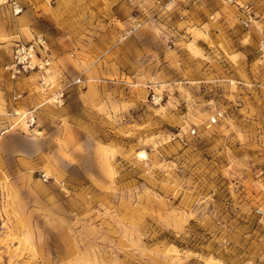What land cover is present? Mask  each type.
I'll list each match as a JSON object with an SVG mask.
<instances>
[{
  "label": "rangeland",
  "instance_id": "374dc122",
  "mask_svg": "<svg viewBox=\"0 0 264 264\" xmlns=\"http://www.w3.org/2000/svg\"><path fill=\"white\" fill-rule=\"evenodd\" d=\"M263 46L264 0H0V264H264Z\"/></svg>",
  "mask_w": 264,
  "mask_h": 264
},
{
  "label": "built area",
  "instance_id": "2783aa9c",
  "mask_svg": "<svg viewBox=\"0 0 264 264\" xmlns=\"http://www.w3.org/2000/svg\"><path fill=\"white\" fill-rule=\"evenodd\" d=\"M233 0H228V2H232ZM17 14L21 12V10H16ZM245 18L243 19V26L249 27L250 21L252 20V9L246 8L244 9ZM264 50V46L262 48ZM53 56L50 50V47L47 41L42 37L36 35L33 40L27 43L19 42L16 44L13 49L12 60L9 64H7L4 68L8 79L11 82H19L21 79L26 78L28 76H32L33 74L41 75V82L45 95V102L49 103V97L53 102L55 101V105L63 106L66 101V96L68 89L73 85L80 84L81 80H75L68 84L61 82L62 86L52 87L48 81L49 70L52 67ZM21 94L17 92L13 96V100L16 102L21 98ZM52 102V103H53ZM16 110V108H15ZM17 111V110H16ZM15 116H19V113L14 112ZM33 112H29L26 117L27 125L29 128L35 125V118L32 116ZM219 116H216L212 123H216ZM195 133V132H194Z\"/></svg>",
  "mask_w": 264,
  "mask_h": 264
},
{
  "label": "crops",
  "instance_id": "0c3cea01",
  "mask_svg": "<svg viewBox=\"0 0 264 264\" xmlns=\"http://www.w3.org/2000/svg\"><path fill=\"white\" fill-rule=\"evenodd\" d=\"M17 109V108H16ZM12 130H10V132H11ZM9 133V132H8ZM8 133H5L4 135H3V138H7L8 136H5L6 134H8ZM10 136V135H9ZM31 141V140H30Z\"/></svg>",
  "mask_w": 264,
  "mask_h": 264
}]
</instances>
